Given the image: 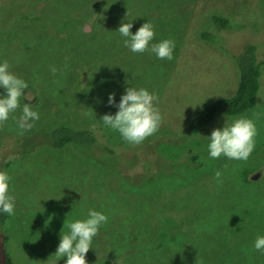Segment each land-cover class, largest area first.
<instances>
[{"label":"rangeland","instance_id":"1","mask_svg":"<svg viewBox=\"0 0 264 264\" xmlns=\"http://www.w3.org/2000/svg\"><path fill=\"white\" fill-rule=\"evenodd\" d=\"M215 16L230 27L219 30ZM124 19L133 34L151 21L153 43L174 41L173 59L123 47L113 31ZM247 44L264 60V0H0V59L27 81L21 102L31 100L40 117L27 131L11 117L0 122V171L15 200L0 236L13 263L64 264L52 255L65 221L93 208L108 222L87 264H264L252 248L264 235V65L252 109L189 131L197 112L234 96ZM128 86L154 93L162 116L139 145L99 121L116 111L108 93L118 101ZM226 116L256 124L246 161L207 156L205 137ZM59 127L95 129L103 144L54 149Z\"/></svg>","mask_w":264,"mask_h":264},{"label":"clouds","instance_id":"2","mask_svg":"<svg viewBox=\"0 0 264 264\" xmlns=\"http://www.w3.org/2000/svg\"><path fill=\"white\" fill-rule=\"evenodd\" d=\"M127 15V14H126ZM126 17V16H125ZM132 21L124 19L113 31L119 34L123 47L132 53L149 52L158 60H172L174 41L162 39L153 43L154 26L147 20L133 34ZM89 29L85 25V29ZM86 32V31H85ZM88 32V31H87ZM51 73L58 69L50 66ZM28 83L10 70L7 60L0 59V122L9 118L16 120V126L24 131L33 127L39 117L34 110L31 100H24L25 89ZM28 101V102H26ZM157 97L143 87H125L119 100L115 93H108L106 106L114 107L115 113H106L99 118L102 126L117 133L122 141L131 145H139L146 138L153 135L159 128L162 116L156 107ZM19 109V117L14 114ZM256 113H253L255 116ZM256 124L247 116H226L222 127L214 128L207 139L206 151L209 159H217L221 156L229 160L246 161L255 147ZM221 173L216 171L214 178H219ZM15 200L10 194V176L5 171H0V214L12 215ZM108 222V217L101 211L93 208L87 209L86 214L79 219L65 221L59 235V242L52 256L63 258L64 264H87L86 253L92 249L93 239L100 228ZM252 248L264 253V235H257L252 243Z\"/></svg>","mask_w":264,"mask_h":264},{"label":"trees","instance_id":"3","mask_svg":"<svg viewBox=\"0 0 264 264\" xmlns=\"http://www.w3.org/2000/svg\"><path fill=\"white\" fill-rule=\"evenodd\" d=\"M219 30L230 27L228 19L215 16L213 18ZM202 39L207 36L202 35ZM236 64L239 71L237 90L234 96L215 100L212 104L196 113L190 123V133H197L208 125L217 114L227 116H238L256 105L260 89V77L264 60L259 59V48L255 44H247L242 52L236 57ZM50 142L54 149H62L66 145L94 146L103 144L95 129L75 130L69 127H59L50 132ZM8 164V163H7ZM247 179V176H246ZM248 180V179H247ZM8 214H0V226H5ZM8 237L0 236V264H14L12 257L7 252L6 243ZM105 264H109L106 262Z\"/></svg>","mask_w":264,"mask_h":264},{"label":"water","instance_id":"4","mask_svg":"<svg viewBox=\"0 0 264 264\" xmlns=\"http://www.w3.org/2000/svg\"><path fill=\"white\" fill-rule=\"evenodd\" d=\"M259 176H260V172L251 175V176L249 177V179H250V180H258ZM111 264H119V263H117V262H113V263H111Z\"/></svg>","mask_w":264,"mask_h":264},{"label":"crops","instance_id":"5","mask_svg":"<svg viewBox=\"0 0 264 264\" xmlns=\"http://www.w3.org/2000/svg\"><path fill=\"white\" fill-rule=\"evenodd\" d=\"M83 28H84V27H83ZM83 28H82V29L80 28V31H81L82 34H83ZM86 29H87V28H86ZM86 29H85V31H86ZM85 31H84V32H85ZM90 31H91V29H90ZM84 35H88V34H84ZM33 85H34V84H33Z\"/></svg>","mask_w":264,"mask_h":264}]
</instances>
